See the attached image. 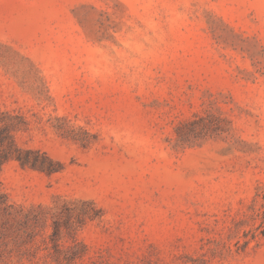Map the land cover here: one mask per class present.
<instances>
[{
    "label": "rangeland",
    "instance_id": "rangeland-1",
    "mask_svg": "<svg viewBox=\"0 0 264 264\" xmlns=\"http://www.w3.org/2000/svg\"><path fill=\"white\" fill-rule=\"evenodd\" d=\"M4 126L0 264H264V0H0Z\"/></svg>",
    "mask_w": 264,
    "mask_h": 264
},
{
    "label": "trees",
    "instance_id": "trees-1",
    "mask_svg": "<svg viewBox=\"0 0 264 264\" xmlns=\"http://www.w3.org/2000/svg\"><path fill=\"white\" fill-rule=\"evenodd\" d=\"M32 154L30 150H22L18 147L13 142L12 136L10 135L8 131V127L4 126L0 129V169L1 166L3 165L4 162H6L9 158H15L17 161L21 163V165H31L35 166L38 162L37 157L34 158L33 162L29 160V156ZM44 160H47L48 166L47 170L48 171H54V163L52 162L51 159H49L48 156L43 157ZM0 202H4V196L0 194ZM59 225L54 222L53 224V231L50 235V240L53 244V249L57 250L59 248L58 241L60 239V229ZM79 244V243H78ZM77 244V245H78ZM76 245V246H77ZM81 247H84L81 245Z\"/></svg>",
    "mask_w": 264,
    "mask_h": 264
}]
</instances>
